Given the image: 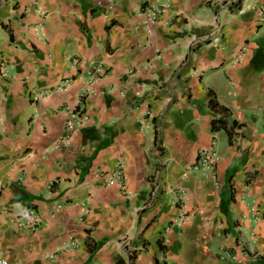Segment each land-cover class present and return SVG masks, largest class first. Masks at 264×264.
Returning a JSON list of instances; mask_svg holds the SVG:
<instances>
[{"label":"crops","instance_id":"obj_1","mask_svg":"<svg viewBox=\"0 0 264 264\" xmlns=\"http://www.w3.org/2000/svg\"><path fill=\"white\" fill-rule=\"evenodd\" d=\"M262 10L264 0H0V258L264 264ZM225 113L237 141L213 128ZM210 147L211 173L195 168ZM118 163L125 188L105 184ZM27 208L34 232L13 223Z\"/></svg>","mask_w":264,"mask_h":264},{"label":"built area","instance_id":"obj_2","mask_svg":"<svg viewBox=\"0 0 264 264\" xmlns=\"http://www.w3.org/2000/svg\"><path fill=\"white\" fill-rule=\"evenodd\" d=\"M143 14L145 16H147V19L150 22H154L158 16H159V9L158 8H154V7H147L143 9ZM262 14L264 15V10H262ZM262 15V16H263ZM218 39H214V42H217ZM35 100L38 99V97L36 96L34 98ZM83 125V119L79 118L77 121L75 122H68L66 124L67 126V131L65 133V135L63 136V138H61V142H67V140L70 138L69 134L71 132H73L74 130L79 129L81 126ZM232 140H239L240 135H239V131L236 129L231 136ZM219 158L217 155V152L215 150V148L210 147L209 149H204L201 150L197 156V161L195 163V168H201L204 171H207L209 173H211L214 165L218 162ZM106 180H105V184L107 186H111L114 184H119L120 187L125 188V175L123 172V167L121 163H118L116 170L107 175L106 176ZM154 194V193H153ZM156 194H154L155 196ZM179 200L180 202L183 203V193L179 192ZM13 223L16 225V227H18L19 229H26L29 230L31 232H34L38 229V227L40 226V218L38 215V212L35 208H27L22 212H19L14 220ZM0 264H8V262L2 258H0Z\"/></svg>","mask_w":264,"mask_h":264},{"label":"trees","instance_id":"obj_3","mask_svg":"<svg viewBox=\"0 0 264 264\" xmlns=\"http://www.w3.org/2000/svg\"><path fill=\"white\" fill-rule=\"evenodd\" d=\"M209 105L213 108L218 107L219 109H221L224 112V108L222 106H219V104L217 102H214V100L212 98L209 100ZM226 114L227 113H225V115L223 117H220L218 120L213 122V128L225 130L231 136L234 127L237 125L235 124V122L233 120H231L230 116L228 114L227 115Z\"/></svg>","mask_w":264,"mask_h":264}]
</instances>
